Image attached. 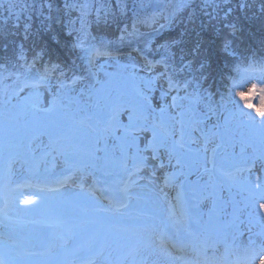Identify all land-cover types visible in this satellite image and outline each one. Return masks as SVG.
Returning a JSON list of instances; mask_svg holds the SVG:
<instances>
[{
	"label": "snow or ice",
	"instance_id": "snow-or-ice-1",
	"mask_svg": "<svg viewBox=\"0 0 264 264\" xmlns=\"http://www.w3.org/2000/svg\"><path fill=\"white\" fill-rule=\"evenodd\" d=\"M6 2L7 7L0 3V8H4V13H0V41L5 42V51L9 37L20 36L21 29L23 40L30 39L33 33L29 21L33 14L38 13L43 17L41 23L45 27L50 26L45 21L63 24L62 19L52 16V4H45L44 0ZM140 6L143 7V4ZM190 6V0H177L175 8L180 12ZM45 7L49 10L47 17L43 16L42 11ZM252 7L253 4L247 0H239L236 4V9L245 12ZM63 8L80 13L81 33L84 17L90 11L96 12L97 24L103 22L108 25L119 23L117 11L123 13L127 10V6L122 7L120 2L109 9L107 3L97 6L89 0L83 3L66 2ZM207 8H212L216 15L206 11ZM236 9L230 0H202L200 5L203 14L210 21H215L209 27L216 32L220 51L226 57H232V61H229L231 71L225 74V70H221L218 73L227 83L226 91L222 93L213 90L211 85L206 86L211 64L207 57H200L199 42L188 53L181 48L177 59L174 49L181 41L171 39L156 43L151 34L140 32L137 23L155 24L154 16L134 20L131 30L127 25L119 29L117 41L127 49L125 52L110 47L112 42L105 44L102 41L98 46L85 47L84 39L77 36L73 48L80 49L84 55L79 58L86 61L81 66L80 74L50 61L45 63L43 50L34 52L29 60L23 43L15 51L14 59L8 56L0 58V84L15 77L13 87L5 85L0 88V104L16 110L8 113L10 120L17 123L23 120L30 132L27 145L30 151L39 150L43 158L53 161L57 154L65 156L66 150L62 146L64 125L52 117L67 115L73 109V118L75 113L82 114L76 123L89 129L92 143L91 150L78 162L82 173L78 187L83 191L84 176L91 175L92 194L95 195V191L105 194L109 200V210L119 212L127 209L131 188L136 185L137 179L143 178L142 172L150 169V176H155L157 168L166 167L165 160L168 166L177 168V171L164 175V184L159 189L168 205V223L174 230L173 234L167 241L158 238V244L145 242L134 249L130 253L133 264H163L164 261L167 264H175V261H181V264H264V229L258 233L249 230L246 243H238L235 235L229 241L228 235L221 231V217L217 214L215 201L207 219H204L200 202L208 197L203 191L193 190L186 194L182 182L175 202L168 200L165 192L177 175L184 174L185 167L191 168L195 163L203 167L206 173L218 171L221 176L232 180L241 173H247L251 178L253 170H258L261 175L255 181L249 179L246 190L253 202L257 197L264 200V56L259 59L255 53L242 59L238 56L235 43L240 38V28L238 21L231 18V13ZM259 9L264 14V0H260ZM221 12L223 16H220ZM21 17H24L23 23ZM189 20L194 23V13H189ZM73 23L72 20L68 21L69 25ZM216 24L220 27L216 28ZM159 27L163 29L165 26L161 24ZM118 56L128 58V63L119 65L125 71L120 86L108 91L104 86L97 89L88 82L95 76L93 69L97 58L113 59ZM232 73L239 75L240 80L237 81ZM255 79L260 80V86L252 84L248 89L255 93V103L253 99L246 98L243 91L233 94L234 88L241 83ZM129 84L131 90L126 91L124 86ZM13 98L18 101L16 105L11 104ZM125 116L126 121L122 119ZM4 135L5 130L0 126V146ZM45 135L47 143L42 139ZM101 144L105 153L104 163L98 165L100 157L95 153L101 151ZM210 144L213 145L211 149ZM193 145L199 147L194 149ZM173 160L176 161L175 165H172ZM65 163L66 174L57 179L58 187L49 191H59L73 179L77 162L66 157ZM209 164L212 165L211 170L207 167ZM96 171H100V176L95 175ZM9 183V176L0 175V198L5 201L4 207L0 208V216H6ZM149 183H152L151 179ZM98 184L103 187L97 189ZM24 203L33 204L34 201L26 200ZM260 208L264 210V203L260 204ZM68 243L66 236L57 234L42 246L50 252L53 247H66ZM221 244L224 247L222 256L218 255ZM104 247L97 237H89L72 249V259L67 264H110L104 256ZM188 249L193 254L191 259L175 255ZM46 254L31 250L11 236L7 240H0V264H32L34 257Z\"/></svg>",
	"mask_w": 264,
	"mask_h": 264
},
{
	"label": "rangeland",
	"instance_id": "rangeland-1",
	"mask_svg": "<svg viewBox=\"0 0 264 264\" xmlns=\"http://www.w3.org/2000/svg\"><path fill=\"white\" fill-rule=\"evenodd\" d=\"M81 3L85 0H81ZM92 3V0H89ZM1 3V2H0ZM76 3V0H74ZM143 7L139 4L135 12L146 10L148 17L154 16L158 19L163 18V22H158L153 29H141L140 32L151 34L152 39L158 36L163 29L160 25L166 24L178 13L175 5L177 0H142ZM4 7H7L6 0ZM0 12L4 13V8H0ZM6 14V13H5ZM38 14V13H37ZM22 18L21 17V21ZM71 20V19H70ZM74 21V20H72ZM84 29L81 33V23L78 36L84 39V45H99L102 41L107 44L112 42L110 47L114 50L119 49L122 52L127 51L118 41L117 37L111 41L106 38L95 39L90 31L89 21L84 17ZM157 21V20H156ZM64 24L70 30H74L75 21L73 24H68V18ZM155 29V31H154ZM131 30V29H130ZM128 63L126 56H118L113 59L99 57L96 61V68L100 71H94L95 76L99 80L100 89L102 86L108 91H113L116 87L123 83L125 75L124 69L119 65ZM128 71H131L129 69ZM260 80H249L247 83L236 88V91H243L245 94H250V98L255 103V93L249 92L248 89L252 84L260 86ZM55 84V80H53ZM125 90H131V85H125ZM235 92L233 94H235ZM21 95H24L22 93ZM94 111V110H93ZM63 115H55L53 120H62ZM58 118V119H57ZM126 121V116L122 117ZM6 120L0 119V126H3L5 135L3 136L2 146H0V175L9 176L11 183L8 184V206L6 208V216H0V224L5 228H0V240H7L9 236L13 239L26 244L31 250L41 253L47 252L46 255H40L33 258L32 264H67L72 259V249L81 241L87 240L89 237H97L104 243V256L110 264H133V258L130 253L141 246L145 242L156 243L163 238L167 241L173 234V229L168 223L167 202L161 197L160 187L163 186V177L165 174L177 171V168L167 165L164 169H156L155 176H150V169L141 173L142 179H137L136 185L131 188V198L127 201V209H121L119 212H113L110 209L109 200L103 198L100 191H94L93 178L91 175L84 176L83 191L78 184L81 182V170L78 162L84 158V155L89 152L92 143L91 133L89 129L76 127L69 128V122L63 129V147L66 150L65 156L56 155L53 161L51 158H43L42 152L37 150L36 154L40 158L33 157V151H30L28 146L13 148L7 147L4 141L18 140L19 144L24 143V138L30 134L24 126L23 120L20 123H6ZM72 124L70 127L72 128ZM12 127V130L10 129ZM22 127V128H21ZM15 129V133H12ZM26 136L22 140L23 132ZM42 139L47 143V135ZM29 140V138H28ZM143 140V138H142ZM38 143V142H37ZM28 145V141L26 142ZM111 145V141L109 142ZM213 145H209L211 149ZM101 151L95 155L100 157L97 164L104 163L103 144L99 145ZM143 147V143H141ZM199 145H193L197 148ZM26 151L28 162H22V151ZM230 151V150H229ZM237 153L239 148L236 149ZM10 155H15L13 160H10ZM66 157L77 162V167L73 169V179L68 181L63 188L55 191L49 197L41 195L40 192H48L49 190H40L36 183L45 181L52 187L56 188L57 179L62 178L66 174ZM36 163L40 172L35 171L32 166ZM176 161H172L175 165ZM209 170L212 165H207ZM225 167H228V162H225ZM33 170V171H32ZM87 171H93L88 169ZM183 175H177L171 185L165 188L168 200L175 202L174 198L178 191L179 185L183 182L184 192L190 194L193 190L203 191L207 199L200 202V210L204 214V219H207L209 209L213 206V201L216 203L217 214L221 217V231L228 235L229 241L235 235L238 243H246L251 233H258L264 229V210H261L260 204L264 200L258 197L253 202L249 199L248 191L246 190L249 179L255 181L256 177L261 175L258 170H253L251 178L247 173H241L234 180L223 177L220 173H206L203 167L193 163L191 168L185 167ZM96 176H100V171L95 172ZM23 179L24 182L20 181ZM149 179L152 183H149ZM18 182V183H16ZM30 183V184H28ZM207 185V187H206ZM103 187L102 184L96 185V188ZM3 199L0 198V201ZM32 200L33 204H25L24 201ZM57 234L66 236L69 243L66 247L59 245L52 248L50 252L42 246L49 239ZM191 250H186L184 253H175L177 256H183L185 259L193 258ZM224 247L221 244L218 255H223ZM211 255V253H209ZM83 256V254H81ZM103 264V262H101ZM163 264H167L164 261ZM175 264H181V261H175Z\"/></svg>",
	"mask_w": 264,
	"mask_h": 264
},
{
	"label": "trees",
	"instance_id": "trees-1",
	"mask_svg": "<svg viewBox=\"0 0 264 264\" xmlns=\"http://www.w3.org/2000/svg\"><path fill=\"white\" fill-rule=\"evenodd\" d=\"M5 0H0L1 3L4 4ZM81 0H76V3H81ZM142 0H92V3H95L97 6L101 3H107L109 9H112L113 6L120 2L121 6H127V10L123 13L117 11V19L119 23H109L105 25L103 22L100 24L96 23V12L94 10L90 11L89 15L85 16V19L89 21L91 34L95 39L106 38L107 41H111L116 38L120 32L119 29L128 26L129 30L131 29V25L134 20H143L145 17H148V13L146 10H141L139 12H135L136 7L141 4ZM45 4L51 3L53 6L52 16L56 18H60L63 20V24L61 23H51V21H45V24L50 25L49 27H45L42 25L41 21L43 17L39 14H33L32 19L29 21L32 25V33L33 35L29 40H23V30L21 29L20 36L9 37L7 41L8 47L5 51L4 49V41H0V58L4 56H8L11 59H14V53L18 50L19 45L23 43L24 48L26 50L27 56L29 60L34 52H39L43 50V60L45 63L51 62L53 64H59L61 68L68 70L72 68L77 74L81 73V66L86 63L79 57H82L84 53L77 48H73V43L76 41V37L79 33L80 28V20L78 19L80 13L76 10H72L69 12L67 9L63 8L64 3H74V0H44ZM202 0H190L192 6H190L186 11L182 10L178 12L165 26V28L161 31V33L156 36L153 40L156 43H163L166 40L177 39L181 41V43L174 49L177 52V59H179L180 49H184L185 53H188L190 49H192L197 42L200 44V57L209 59L211 67L209 69V80L207 85H211L213 90L218 92H224L227 88V83L221 78L218 74L221 70H225V74L228 71H231V64L229 61H232V57H226L224 53L220 51V41L216 35V32L209 27L210 23H215V21H210L207 16L203 14L200 10ZM219 2V0H217ZM239 0H230V3L234 9H236V4ZM248 3L253 4V7L248 9L246 12L244 10L236 9L233 13H231V18L238 21V26L240 28L239 40L235 43V48L237 50L238 56L242 59L243 57L250 56L255 53L257 59L264 56V45H262V41H264V14L260 12L259 5L260 0H247ZM221 7H224L221 4ZM43 16L47 17L49 15V10L47 7L42 9ZM206 11L211 12L213 15H216L215 11L212 8H207ZM1 13V12H0ZM189 13H194V23L189 20ZM220 16H223V12L220 13ZM68 18V21H75L74 30H70L67 25L64 24V21ZM22 20H24L22 18ZM155 24H141L137 23V27L141 29H153L157 26V23L163 22V18L161 16ZM22 23L24 21H21ZM220 25L216 24V28H219ZM69 31H71V35H69ZM189 59L192 58L191 55L188 56ZM100 71L99 68H94V71ZM70 74V73H69ZM235 76L236 80L239 81L240 77L236 73H232ZM98 78L94 76L91 81L95 86H99L97 83ZM15 77H11L8 80L4 81L3 84H0V88L7 85L9 88L14 86ZM230 83V81L228 82ZM244 83H241L243 85ZM239 87V86H238ZM237 88V87H236ZM236 88H234L233 93ZM130 91V90H126ZM246 98H250V94H245ZM219 97H217L218 99ZM18 103L16 98H13L11 101L12 105H16ZM16 110L9 105L0 104V119L6 120V123L16 122L15 120H10L8 118V113H14ZM73 112L69 111L67 115H63V119L61 123L64 125L63 129L70 124L74 125L73 129L76 127L85 128L79 126L76 121L82 118V114L75 113V117L73 118ZM5 128V127H4ZM22 128V127H21ZM12 130V127L10 128ZM15 129L12 133H15ZM22 140L26 136L25 131L22 130ZM30 134L24 138V143L22 145L19 144L18 140L15 141H4L8 148L13 150V148L22 147V149L27 146L26 142L28 141ZM19 145V146H18ZM22 162L27 163L28 157L26 155V151H22ZM35 158H40V155L35 152L32 155ZM15 155H10V160H13ZM32 166L35 168V171L40 172V169H36L37 165L34 162ZM33 171V170H32ZM44 181L43 183H47L42 177ZM41 195H45L46 197L51 196L55 192H40Z\"/></svg>",
	"mask_w": 264,
	"mask_h": 264
}]
</instances>
